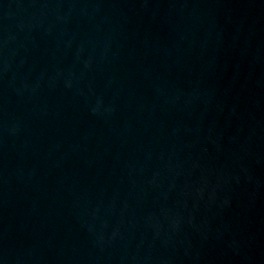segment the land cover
I'll return each mask as SVG.
<instances>
[{"label":"water","instance_id":"95a60500","mask_svg":"<svg viewBox=\"0 0 264 264\" xmlns=\"http://www.w3.org/2000/svg\"><path fill=\"white\" fill-rule=\"evenodd\" d=\"M0 264H264V0H0Z\"/></svg>","mask_w":264,"mask_h":264}]
</instances>
